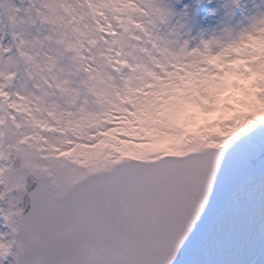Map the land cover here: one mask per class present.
I'll list each match as a JSON object with an SVG mask.
<instances>
[{
	"label": "snow or ice",
	"instance_id": "snow-or-ice-1",
	"mask_svg": "<svg viewBox=\"0 0 264 264\" xmlns=\"http://www.w3.org/2000/svg\"><path fill=\"white\" fill-rule=\"evenodd\" d=\"M0 264H264V0H0Z\"/></svg>",
	"mask_w": 264,
	"mask_h": 264
}]
</instances>
